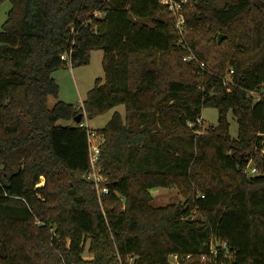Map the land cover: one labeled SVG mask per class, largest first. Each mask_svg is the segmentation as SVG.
Returning a JSON list of instances; mask_svg holds the SVG:
<instances>
[{"label": "trees", "instance_id": "16d2710c", "mask_svg": "<svg viewBox=\"0 0 264 264\" xmlns=\"http://www.w3.org/2000/svg\"><path fill=\"white\" fill-rule=\"evenodd\" d=\"M8 1L0 264H264V0H192L188 50L159 0ZM95 51L103 79L81 107L61 102L52 75ZM118 106L124 115L93 131L108 189L100 206L84 179L90 130L80 125ZM205 108L217 123L201 131ZM170 188L183 202L152 206V190Z\"/></svg>", "mask_w": 264, "mask_h": 264}, {"label": "rangeland", "instance_id": "374dc122", "mask_svg": "<svg viewBox=\"0 0 264 264\" xmlns=\"http://www.w3.org/2000/svg\"><path fill=\"white\" fill-rule=\"evenodd\" d=\"M10 7L11 6L8 0H3L0 3V29L6 19V14L10 10ZM101 57L102 53L100 51L91 52L88 65L72 68L68 63L65 68L52 75L61 91L58 98L61 102L81 106V103L85 100L87 92L93 88L95 80L103 79ZM73 81H75L76 84H74ZM254 98H256L255 95ZM53 103V101H49V106H52ZM114 111L118 112L121 116L124 115V108L122 106H118L114 110H111L102 116L96 117L91 121L84 120L85 128L90 131L103 129L109 122ZM200 118L201 128H207L208 126L214 127L217 123V111L215 109L205 108L202 110ZM227 122L229 124V136L231 139L235 140L237 138V123L230 113L227 115ZM57 125L64 127L70 125V123L61 121L58 122ZM43 184L44 179L43 177H40L37 187H41ZM151 196L152 206L154 207H165L171 204L178 205L183 202V198L178 193L176 188L152 190ZM98 204L101 206L100 200ZM91 259L92 257L88 253L87 246L84 254L82 255V260L89 262Z\"/></svg>", "mask_w": 264, "mask_h": 264}, {"label": "built area", "instance_id": "2783aa9c", "mask_svg": "<svg viewBox=\"0 0 264 264\" xmlns=\"http://www.w3.org/2000/svg\"><path fill=\"white\" fill-rule=\"evenodd\" d=\"M192 0H159V4L164 6L167 9V12L171 15L174 20V28L179 38V44L188 50L183 40L185 19H184V11L186 8H191ZM62 60H66V56L61 57ZM183 62H189L191 60H195L193 56L184 57ZM198 67L201 71H204V65L201 63H197ZM196 124L201 128V118L196 120ZM80 127H85V124L80 125ZM203 128H201L202 130ZM88 164L89 171L85 175L84 179L92 184L93 189L95 191L96 197L100 200L101 196L108 194V189L103 185L106 182V179L102 176L101 170L98 167V160L100 154V146L103 143V139L101 136L95 134V132L90 131L88 133ZM255 171L252 170L251 174H254ZM222 250H226V245L222 244ZM213 260L218 257L216 249L213 245L210 247V254ZM223 259L227 260L229 258L228 253H224L222 255ZM206 257H201V261H205ZM210 264H216L214 261H209ZM170 264H178V257L171 256ZM220 264H223V260H221Z\"/></svg>", "mask_w": 264, "mask_h": 264}, {"label": "water", "instance_id": "95a60500", "mask_svg": "<svg viewBox=\"0 0 264 264\" xmlns=\"http://www.w3.org/2000/svg\"><path fill=\"white\" fill-rule=\"evenodd\" d=\"M222 39V36H218L217 38V42H219ZM81 119V115H78L75 119H74V123L78 124L80 122Z\"/></svg>", "mask_w": 264, "mask_h": 264}, {"label": "crops", "instance_id": "0c3cea01", "mask_svg": "<svg viewBox=\"0 0 264 264\" xmlns=\"http://www.w3.org/2000/svg\"><path fill=\"white\" fill-rule=\"evenodd\" d=\"M72 77H73V76H72ZM52 78H53V76H52ZM53 80H54V78H53ZM54 81H55V83H56V80H54ZM73 82H74V84H76L75 81H73ZM56 84H57V83H56ZM57 86H58V84H57ZM58 87H59V86H58ZM60 92H61V91H60V89H59V96H60ZM82 103H83V102H82ZM82 103H81V105H82ZM80 107H81V106H80Z\"/></svg>", "mask_w": 264, "mask_h": 264}]
</instances>
